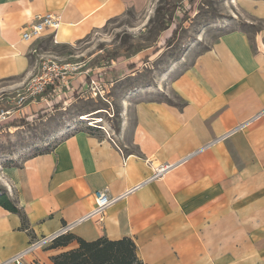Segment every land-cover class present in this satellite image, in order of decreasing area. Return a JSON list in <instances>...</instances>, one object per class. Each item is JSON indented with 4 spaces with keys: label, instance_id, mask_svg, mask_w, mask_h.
<instances>
[{
    "label": "crops",
    "instance_id": "crops-1",
    "mask_svg": "<svg viewBox=\"0 0 264 264\" xmlns=\"http://www.w3.org/2000/svg\"><path fill=\"white\" fill-rule=\"evenodd\" d=\"M149 2L0 0V89L17 88L35 72V41L21 37L34 15L59 16L57 42L71 45ZM249 7L264 24V0ZM168 89L180 103L146 97L156 91L129 100L132 125L124 119L113 141L100 130H78L18 167L0 166L3 187L24 215L0 207V264L64 226L88 242L130 238L143 264H264V27L253 37L238 29L219 35ZM45 98L15 117L45 107ZM100 190L119 198L101 221L79 222ZM38 249L24 256L26 264H52L66 248Z\"/></svg>",
    "mask_w": 264,
    "mask_h": 264
},
{
    "label": "rangeland",
    "instance_id": "rangeland-1",
    "mask_svg": "<svg viewBox=\"0 0 264 264\" xmlns=\"http://www.w3.org/2000/svg\"><path fill=\"white\" fill-rule=\"evenodd\" d=\"M261 1L150 0L144 9L128 10L71 45L55 44L50 37L36 40L31 51L35 72L40 65L37 55L41 54L63 63H83L82 70H87L90 77L85 78L86 73L74 75L75 79L67 82L74 90L71 95L53 99L49 89L45 93L49 98L45 100L50 101L45 107L41 104L40 109L19 117L27 124L20 127L8 124L18 119L12 112L14 99L25 82L10 90L0 89V166L12 163L18 167L24 159L78 130H100L113 141L114 132L124 119L132 125V111L125 113L128 101L149 92H158L146 96L151 99L180 103L169 94L170 80L219 35L238 29L253 37L264 24L255 18L249 6ZM77 78H82V82L74 81ZM36 102L29 100L16 112ZM8 111L11 113L7 115ZM84 117L88 120L81 119ZM4 181L0 176L1 188ZM51 243L37 248L38 252L49 250ZM70 245L65 251L72 249Z\"/></svg>",
    "mask_w": 264,
    "mask_h": 264
},
{
    "label": "built area",
    "instance_id": "built-area-1",
    "mask_svg": "<svg viewBox=\"0 0 264 264\" xmlns=\"http://www.w3.org/2000/svg\"><path fill=\"white\" fill-rule=\"evenodd\" d=\"M60 24V17L55 14L46 13L34 15L28 20L27 25L21 34L22 40L34 42L48 33V36L56 44L58 43L56 35ZM37 57L40 58V65L38 66L37 71L34 72L20 88L21 90L19 91V94L14 99L15 109L12 110V112H16L17 108H20L29 100L34 102L40 98H43V94L45 96V93L49 89H51L53 95L55 94L56 96L65 91H70V86L67 82L75 79V77H73L74 75L80 76L82 73H86L87 76L89 73L87 70H82L84 67L83 63H63L53 58L51 55L38 54ZM88 77H90V75L85 78ZM8 113L10 114L11 111L6 112L7 115ZM260 115H257L256 118L260 117ZM168 167L170 166L167 165L157 168L153 172L152 176L145 182L159 177L168 169ZM137 188L138 186L133 188L131 191ZM118 198L119 197H110L105 191L102 190L96 191L94 193V209L78 221L81 222L88 219H97V221H101L105 210L110 207ZM70 228V226H64L54 236L32 242L26 251L9 258L3 264H26L23 259L27 253L42 247L45 243L48 241H53L60 235L69 233Z\"/></svg>",
    "mask_w": 264,
    "mask_h": 264
},
{
    "label": "trees",
    "instance_id": "trees-1",
    "mask_svg": "<svg viewBox=\"0 0 264 264\" xmlns=\"http://www.w3.org/2000/svg\"><path fill=\"white\" fill-rule=\"evenodd\" d=\"M160 11V9H158ZM158 11V12H159ZM174 36V34H173ZM173 36L169 39L171 42ZM27 125L24 119H16L8 124L9 127ZM87 131H93L88 128ZM0 207L17 214L22 220L24 215L18 208L15 199L0 187ZM75 242L77 247L61 252L50 258L52 264H143L137 255L135 243L130 238L109 240L101 237L94 241H85L71 233H66L55 238L49 249L64 248Z\"/></svg>",
    "mask_w": 264,
    "mask_h": 264
},
{
    "label": "bare ground",
    "instance_id": "bare-ground-1",
    "mask_svg": "<svg viewBox=\"0 0 264 264\" xmlns=\"http://www.w3.org/2000/svg\"><path fill=\"white\" fill-rule=\"evenodd\" d=\"M81 119H82V120H88V119H87V118H85V117H84V118H81Z\"/></svg>",
    "mask_w": 264,
    "mask_h": 264
}]
</instances>
